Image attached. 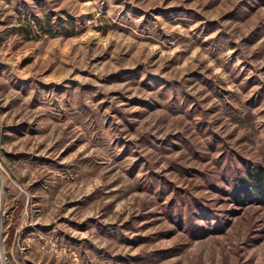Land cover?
Returning a JSON list of instances; mask_svg holds the SVG:
<instances>
[{
  "label": "rangeland",
  "instance_id": "374dc122",
  "mask_svg": "<svg viewBox=\"0 0 264 264\" xmlns=\"http://www.w3.org/2000/svg\"><path fill=\"white\" fill-rule=\"evenodd\" d=\"M264 0H0V264H264Z\"/></svg>",
  "mask_w": 264,
  "mask_h": 264
},
{
  "label": "trees",
  "instance_id": "16d2710c",
  "mask_svg": "<svg viewBox=\"0 0 264 264\" xmlns=\"http://www.w3.org/2000/svg\"><path fill=\"white\" fill-rule=\"evenodd\" d=\"M240 191L244 193L250 192V194H263L264 195V170L249 171L245 177V182L239 187Z\"/></svg>",
  "mask_w": 264,
  "mask_h": 264
}]
</instances>
